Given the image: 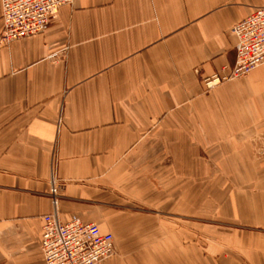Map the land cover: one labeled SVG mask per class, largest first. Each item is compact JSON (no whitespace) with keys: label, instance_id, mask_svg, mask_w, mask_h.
I'll list each match as a JSON object with an SVG mask.
<instances>
[{"label":"crops","instance_id":"1","mask_svg":"<svg viewBox=\"0 0 264 264\" xmlns=\"http://www.w3.org/2000/svg\"><path fill=\"white\" fill-rule=\"evenodd\" d=\"M262 6L75 0L0 45V264H44L50 214L111 234L100 264H264V64L204 83Z\"/></svg>","mask_w":264,"mask_h":264},{"label":"built area","instance_id":"2","mask_svg":"<svg viewBox=\"0 0 264 264\" xmlns=\"http://www.w3.org/2000/svg\"><path fill=\"white\" fill-rule=\"evenodd\" d=\"M75 0H0V45L42 34L59 8L72 5ZM234 40L235 61L224 75L205 80L210 89L220 83L246 76L264 64V6L229 30ZM52 204H57L58 186L51 179ZM40 250L44 264H100L115 254L111 234L100 232L94 223L79 219L62 223L56 214L43 216Z\"/></svg>","mask_w":264,"mask_h":264},{"label":"rangeland","instance_id":"3","mask_svg":"<svg viewBox=\"0 0 264 264\" xmlns=\"http://www.w3.org/2000/svg\"><path fill=\"white\" fill-rule=\"evenodd\" d=\"M219 185H221V184H219ZM217 181H213V180H210L209 181V189H210V191H212V190H216V188H217ZM199 218L200 217H198V216H196L195 214H194V216H193V219H194V221H199ZM216 220H218V219H215V217L214 218H211V216H210V218H209V223H211V222H215ZM194 224H195V222H194ZM196 226V225H195Z\"/></svg>","mask_w":264,"mask_h":264}]
</instances>
